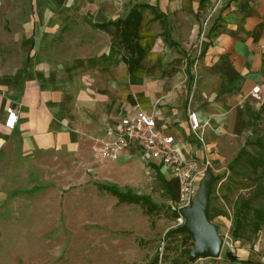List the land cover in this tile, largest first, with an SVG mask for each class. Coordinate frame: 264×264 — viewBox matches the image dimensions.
Masks as SVG:
<instances>
[{
  "label": "crops",
  "instance_id": "0c3cea01",
  "mask_svg": "<svg viewBox=\"0 0 264 264\" xmlns=\"http://www.w3.org/2000/svg\"><path fill=\"white\" fill-rule=\"evenodd\" d=\"M138 4L148 6L139 9L137 42L143 53L139 65L129 72L115 28L97 26L116 24ZM27 9L32 14L22 20L30 42L24 55L27 72L18 81L7 79L9 85L0 92V161L15 154L27 159L38 152L83 154L85 136L110 138L108 125L138 111L153 116L157 128L174 137L183 158L202 166L209 162L197 192L209 170L217 178L244 148L251 115L264 103V0H34ZM212 12L210 28L201 39L202 23ZM57 36L64 45L55 44ZM257 86L261 93L252 96ZM11 108L17 114L13 130L5 127ZM190 112L197 114L203 143L190 129ZM133 160L140 175L130 170ZM88 164L101 179L93 185L107 193L100 201L111 202V211L118 207L120 212H141L132 214L138 222L130 216L129 229L137 239L151 242L156 236L169 240L172 234H184L170 233L175 220L160 233L147 227L148 214L158 205L148 195L134 192L145 187L146 172H151L177 217L178 200L163 182L174 179L164 166L144 161L134 150L102 165L92 160ZM103 186L147 197L152 206L122 201ZM228 219L218 213L211 224L220 232ZM251 248L249 242L237 239L218 258L177 264H264L253 258Z\"/></svg>",
  "mask_w": 264,
  "mask_h": 264
},
{
  "label": "rangeland",
  "instance_id": "374dc122",
  "mask_svg": "<svg viewBox=\"0 0 264 264\" xmlns=\"http://www.w3.org/2000/svg\"><path fill=\"white\" fill-rule=\"evenodd\" d=\"M33 2L0 0V92L9 85L7 79L18 81L20 74L27 72L24 55H28L30 42L22 20L32 17L27 7ZM15 4L24 7L13 9ZM6 5L9 8L4 10ZM60 38L57 36L55 41L58 46L64 45ZM248 131L244 148L250 156L244 155L233 170L219 173L212 184L209 221L218 213L228 215L226 226L217 230L224 252L235 240H244L252 245L249 251L253 258L264 261V223L255 233L253 213L254 209H264V107L251 115ZM98 137L85 136L88 142L83 154L38 152L27 159L17 154L2 158L0 264H149L155 257L157 264L190 261L191 235L172 234L162 252L163 239L155 235L151 242L139 240L129 229L130 216H136L138 222L139 217L132 214L141 212H120L118 207L111 211V202L100 201L107 193L93 185L101 179L88 164L90 160L103 164L94 154ZM129 163L131 172L140 175L137 160ZM146 174L145 187L134 192L148 195L158 205L148 214L147 227L160 233L176 216L168 209L162 184L151 172ZM237 218H243V225L234 238Z\"/></svg>",
  "mask_w": 264,
  "mask_h": 264
},
{
  "label": "built area",
  "instance_id": "2783aa9c",
  "mask_svg": "<svg viewBox=\"0 0 264 264\" xmlns=\"http://www.w3.org/2000/svg\"><path fill=\"white\" fill-rule=\"evenodd\" d=\"M213 14L214 12L209 14L202 23L201 39L205 37L210 28ZM260 93L261 87L257 86L252 90L251 95L258 97ZM189 121L192 133L203 143V138L198 135L200 122L197 114L190 112ZM16 122V111L12 108L8 109L5 127L13 130ZM106 133L110 138L95 139L94 154L98 161H115L126 151L134 150L144 161H155L164 166L171 177L176 180L179 187V197L175 207L177 217L170 230V233H176L177 229L186 224L183 211L192 207L198 190L199 178L208 170L209 162L202 166L196 160L183 158L175 147L174 137L160 131L154 117L143 111L128 115L114 125H108ZM165 242L164 237L160 245L162 252L166 246Z\"/></svg>",
  "mask_w": 264,
  "mask_h": 264
},
{
  "label": "trees",
  "instance_id": "16d2710c",
  "mask_svg": "<svg viewBox=\"0 0 264 264\" xmlns=\"http://www.w3.org/2000/svg\"><path fill=\"white\" fill-rule=\"evenodd\" d=\"M147 7L148 6L146 4L135 5L130 10L129 14L124 19H120L116 24H102V25L97 26L98 28L102 30H108V31H110L112 26L115 28L114 34L118 38L119 46L124 48L125 50L123 59L128 67L129 72H132L139 65L141 58H142L143 51L139 43L137 42V32H138V28L140 26V21H141V15L139 13V9L147 8ZM156 17L159 18L160 16L156 15ZM214 30H215V27H212L210 29L211 32H213ZM201 56L202 55H200L199 58ZM194 61L192 62V64L194 63ZM262 107H264V103ZM244 155L250 156V154L246 151L245 148H243L238 154V156L230 163L229 165L230 171L233 170L236 165L241 164L244 158ZM253 167L257 169L258 166L253 165ZM159 178H161L160 175H159ZM163 182H164V186L166 187L167 191L172 194V198L174 200L176 199L178 200V197H179L178 183L175 180L170 181V182H166L165 180H163ZM103 188L117 195L119 199L122 201L130 200L131 202L142 203L144 205H149V206L151 204L147 197L124 194V193L119 192V190H117L114 187H107V186L104 187L103 186ZM148 208H149V211L153 210L150 207ZM253 213H254V219H255L254 231L255 233H258L264 223V209H254ZM242 225H243V218H237L236 225L233 231L234 238L238 237L237 233L241 229ZM226 256L231 259L233 258V257H229L231 256L229 253H227ZM157 263H158V258L156 257L150 264H157Z\"/></svg>",
  "mask_w": 264,
  "mask_h": 264
},
{
  "label": "water",
  "instance_id": "95a60500",
  "mask_svg": "<svg viewBox=\"0 0 264 264\" xmlns=\"http://www.w3.org/2000/svg\"><path fill=\"white\" fill-rule=\"evenodd\" d=\"M215 177L209 170L201 182L192 207L184 210L186 224L176 233H187L194 239L190 260L198 258H218L223 249V239L218 236L217 228L209 221V203L212 184Z\"/></svg>",
  "mask_w": 264,
  "mask_h": 264
}]
</instances>
